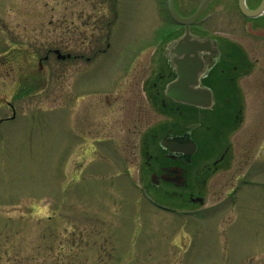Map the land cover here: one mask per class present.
<instances>
[{
  "label": "rangeland",
  "instance_id": "rangeland-1",
  "mask_svg": "<svg viewBox=\"0 0 264 264\" xmlns=\"http://www.w3.org/2000/svg\"><path fill=\"white\" fill-rule=\"evenodd\" d=\"M174 36L167 0H0V264H264V50L170 110ZM168 128L219 161L189 178L202 204L149 184Z\"/></svg>",
  "mask_w": 264,
  "mask_h": 264
},
{
  "label": "flooded vegetation",
  "instance_id": "flooded-vegetation-1",
  "mask_svg": "<svg viewBox=\"0 0 264 264\" xmlns=\"http://www.w3.org/2000/svg\"><path fill=\"white\" fill-rule=\"evenodd\" d=\"M202 2L203 0H173L176 13V17L173 19L175 29L173 41L178 43L184 37L187 29L191 39L201 40L200 46L204 47V50L213 49L216 46V54L213 55L210 50L204 51L202 54L203 59L207 61V66L228 58L229 55L226 56L223 51H232V49L241 51L238 64H258L259 59L250 58L248 52L264 50V0H208L198 15L186 26L182 19L196 13ZM217 21L222 25L221 32L212 31ZM204 39H208L210 42L207 43ZM168 61L170 74H172L170 80H172L176 77V70L169 59ZM238 64L234 66V69H238ZM39 65L41 67L40 59ZM162 92L172 105L169 107L170 110L178 109L180 101L167 96L165 88ZM161 103L165 105L164 100ZM9 106L14 113L13 105ZM163 109H159V114H163ZM7 118L9 117L0 118V123ZM154 135L156 134L153 133L152 136ZM163 143H166L167 146ZM189 143H193L189 133H178L170 128L160 130V135L158 138L156 137L153 145L158 149V154L152 157L146 151L145 166L149 169L148 181L151 187L161 190L162 193L170 192L182 201L202 204L203 197L194 194L196 188L190 184L189 178L192 175H202L214 170L219 161L214 163L209 171L204 167L192 169L194 167L192 157L195 150L189 151ZM226 152L220 156L221 161L224 160ZM207 168L209 169V167ZM202 185L206 186L205 183Z\"/></svg>",
  "mask_w": 264,
  "mask_h": 264
},
{
  "label": "water",
  "instance_id": "water-1",
  "mask_svg": "<svg viewBox=\"0 0 264 264\" xmlns=\"http://www.w3.org/2000/svg\"><path fill=\"white\" fill-rule=\"evenodd\" d=\"M208 0H203L198 11L192 16L182 19V21L188 26L207 3ZM242 1V0H240ZM241 3V2H240ZM168 9L173 18L176 17L174 10L173 0H168ZM205 40V39H204ZM200 41L197 39H191L186 29L184 37L178 41V43L172 42L170 45V56L171 63L175 66L176 70V79L170 82L167 86L166 93L169 97H172L175 100L196 105L207 107L211 104V91L207 87L200 86V76L203 74L207 61L203 59L202 55L204 51H209L214 55L217 53V48L214 46L213 49L204 50V47L200 46ZM205 42L209 43L208 39ZM187 44V45H186ZM54 52L57 55L58 59H64L69 57L70 54H62L58 49H55ZM167 146L166 143H163ZM189 151L193 152L195 145L189 143Z\"/></svg>",
  "mask_w": 264,
  "mask_h": 264
}]
</instances>
